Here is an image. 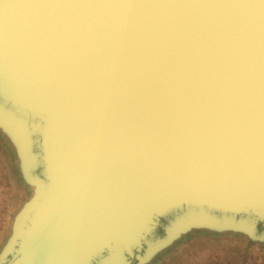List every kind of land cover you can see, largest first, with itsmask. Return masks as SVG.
<instances>
[{
	"label": "water",
	"instance_id": "water-1",
	"mask_svg": "<svg viewBox=\"0 0 264 264\" xmlns=\"http://www.w3.org/2000/svg\"><path fill=\"white\" fill-rule=\"evenodd\" d=\"M0 119L37 185L0 264L264 237V0H0Z\"/></svg>",
	"mask_w": 264,
	"mask_h": 264
},
{
	"label": "rangeland",
	"instance_id": "rangeland-1",
	"mask_svg": "<svg viewBox=\"0 0 264 264\" xmlns=\"http://www.w3.org/2000/svg\"><path fill=\"white\" fill-rule=\"evenodd\" d=\"M36 192L21 135L0 119V259ZM141 264H264V237L250 229L192 220L154 247Z\"/></svg>",
	"mask_w": 264,
	"mask_h": 264
},
{
	"label": "bare ground",
	"instance_id": "bare-ground-1",
	"mask_svg": "<svg viewBox=\"0 0 264 264\" xmlns=\"http://www.w3.org/2000/svg\"><path fill=\"white\" fill-rule=\"evenodd\" d=\"M6 63H7V67H10V59L8 58L7 60H6ZM43 243H44V239H42V241H41V244L43 245ZM44 246V245H43Z\"/></svg>",
	"mask_w": 264,
	"mask_h": 264
}]
</instances>
